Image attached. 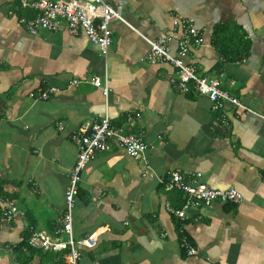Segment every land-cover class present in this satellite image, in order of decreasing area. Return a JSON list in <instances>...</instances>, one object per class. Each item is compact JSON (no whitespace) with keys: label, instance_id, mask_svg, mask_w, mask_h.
<instances>
[{"label":"crops","instance_id":"obj_1","mask_svg":"<svg viewBox=\"0 0 264 264\" xmlns=\"http://www.w3.org/2000/svg\"><path fill=\"white\" fill-rule=\"evenodd\" d=\"M108 2L124 20L111 24L104 57L64 24L29 31L19 18L34 11L0 0V199L17 209L10 221L1 213L0 264H20L15 246L26 233L28 264H70L69 249L50 243L67 240L60 229L78 153L72 133L103 116L148 148L136 159L110 141L80 172L73 237L96 243L77 245L79 264H264V0ZM177 15L200 31L189 61L199 72H222L224 88L248 110L228 105L221 119L205 96L173 89L175 68L146 59V39L170 34ZM94 76L107 78V93ZM51 86L47 99L37 98ZM175 171L186 179L201 172L209 186L234 187L243 198L192 207L179 219L169 210L182 205L169 186Z\"/></svg>","mask_w":264,"mask_h":264},{"label":"built area","instance_id":"obj_2","mask_svg":"<svg viewBox=\"0 0 264 264\" xmlns=\"http://www.w3.org/2000/svg\"><path fill=\"white\" fill-rule=\"evenodd\" d=\"M21 8L34 11L35 16L26 19L19 18L29 31L35 32L38 28L54 32L64 26L72 34L79 31L85 32L89 39L99 46L100 53L106 57L112 43L111 24L123 17L108 2V0H18ZM170 34L155 38L146 39L148 51L146 59L152 63H165L176 69V77L170 79V83L176 91H193L205 96L210 102L213 110L221 111V119L226 117V107L228 105L240 108H248L239 99L224 88V74L210 75L199 72L197 67L189 61L192 44H199L201 41L200 31L196 28L192 18L175 16ZM176 40L175 52H172V42ZM106 79L94 76L91 81L97 87L107 93L108 87ZM57 90L56 87L39 89L38 99L45 100L50 94ZM34 97V93L29 94ZM131 121V117L127 118ZM77 146V160L69 175V182L65 189V208L62 216V226L60 231L67 235L66 241H58L50 246L56 249H69L70 264H79L80 252L77 245L83 247H93L96 239L89 235L76 241L73 237V211L75 208V198L78 194V183L80 172L95 156L96 152L107 150L110 141L123 148L126 153L136 159L145 160L144 153L148 148L146 141L133 133H126L122 128L112 125L108 116H103L97 121L81 125L71 138ZM144 174L151 175L149 163L144 164ZM201 172L192 173L191 177L184 178L179 171L171 174L169 186L181 190L186 200L179 208L169 210L179 219L186 220L187 209L199 205H211L213 203H239L243 196L234 187L227 189H216L201 180ZM2 203L1 213L3 219L10 221L15 213L16 206L12 201L0 199ZM33 242V240H30ZM181 245L189 255L196 253L186 239H182Z\"/></svg>","mask_w":264,"mask_h":264},{"label":"trees","instance_id":"obj_3","mask_svg":"<svg viewBox=\"0 0 264 264\" xmlns=\"http://www.w3.org/2000/svg\"><path fill=\"white\" fill-rule=\"evenodd\" d=\"M190 92H193V91H190ZM190 92H187V93H190ZM174 191L175 192L173 195L178 200L177 205L183 204L184 203L183 202L184 201V195H183L182 191L177 190V189H174ZM1 218H2V216H1V210H0V219ZM29 237H30V233H26L24 235L22 241L15 246V250H16L15 258H16V260H18V262L20 264H28V262H30V260H31V256H32L34 249H32V247H30V245L28 244V238Z\"/></svg>","mask_w":264,"mask_h":264},{"label":"rangeland","instance_id":"obj_4","mask_svg":"<svg viewBox=\"0 0 264 264\" xmlns=\"http://www.w3.org/2000/svg\"><path fill=\"white\" fill-rule=\"evenodd\" d=\"M37 204H38V206H39V209H44V207H43V204H42V201L41 200H39V202H37Z\"/></svg>","mask_w":264,"mask_h":264}]
</instances>
